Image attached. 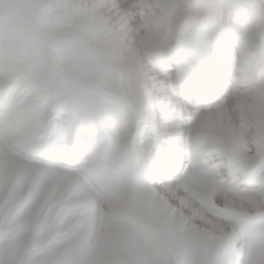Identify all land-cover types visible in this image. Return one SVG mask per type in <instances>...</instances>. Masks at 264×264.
Listing matches in <instances>:
<instances>
[{"label": "snow or ice", "instance_id": "6c2138e0", "mask_svg": "<svg viewBox=\"0 0 264 264\" xmlns=\"http://www.w3.org/2000/svg\"><path fill=\"white\" fill-rule=\"evenodd\" d=\"M0 264H264V0H0Z\"/></svg>", "mask_w": 264, "mask_h": 264}]
</instances>
